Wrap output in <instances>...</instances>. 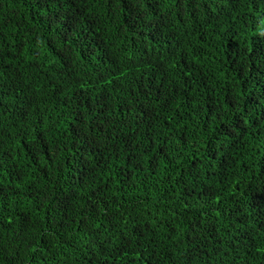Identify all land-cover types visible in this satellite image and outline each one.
Returning a JSON list of instances; mask_svg holds the SVG:
<instances>
[{
  "label": "trees",
  "instance_id": "obj_1",
  "mask_svg": "<svg viewBox=\"0 0 264 264\" xmlns=\"http://www.w3.org/2000/svg\"><path fill=\"white\" fill-rule=\"evenodd\" d=\"M0 264H264V0H0Z\"/></svg>",
  "mask_w": 264,
  "mask_h": 264
}]
</instances>
